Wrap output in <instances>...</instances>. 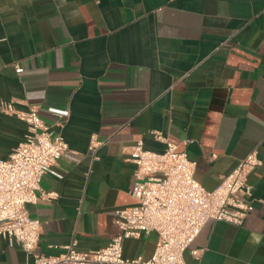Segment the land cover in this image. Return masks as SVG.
I'll use <instances>...</instances> for the list:
<instances>
[{
	"label": "crops",
	"instance_id": "0c3cea01",
	"mask_svg": "<svg viewBox=\"0 0 264 264\" xmlns=\"http://www.w3.org/2000/svg\"><path fill=\"white\" fill-rule=\"evenodd\" d=\"M36 107L69 150L28 204L41 221L37 251L105 247L122 230L115 211L134 202L127 151L160 132L216 188L253 149L254 208L241 225L208 221L187 264H264V0H0V159L27 125L1 106ZM99 144L90 148L91 141ZM151 232L124 241L125 258H150ZM0 264H33L0 236Z\"/></svg>",
	"mask_w": 264,
	"mask_h": 264
},
{
	"label": "built area",
	"instance_id": "2783aa9c",
	"mask_svg": "<svg viewBox=\"0 0 264 264\" xmlns=\"http://www.w3.org/2000/svg\"><path fill=\"white\" fill-rule=\"evenodd\" d=\"M1 108L24 121L27 133L8 158L0 159V236L11 247L19 245L33 264H187L185 252L208 221L241 225L254 208L248 174L263 165L257 149L209 190L195 178V162L158 132L166 144L163 151L146 149L142 139L127 151L135 166L134 202L115 211L121 234L98 250L79 251L72 242L60 255L41 254L37 251L41 221L30 216L27 205L51 197L41 188L42 178L47 168L58 165L69 145L61 134L49 130L36 107L15 110L4 102ZM91 144L94 149L99 141ZM151 232L158 235V243L150 258L123 256L126 239Z\"/></svg>",
	"mask_w": 264,
	"mask_h": 264
}]
</instances>
